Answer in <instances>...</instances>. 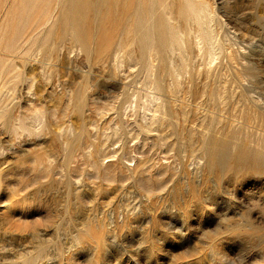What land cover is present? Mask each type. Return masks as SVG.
<instances>
[{"label":"rangeland","instance_id":"obj_1","mask_svg":"<svg viewBox=\"0 0 264 264\" xmlns=\"http://www.w3.org/2000/svg\"><path fill=\"white\" fill-rule=\"evenodd\" d=\"M135 1L0 0L49 60L44 126L0 131V264H264V0H141L142 35Z\"/></svg>","mask_w":264,"mask_h":264},{"label":"bare ground","instance_id":"obj_2","mask_svg":"<svg viewBox=\"0 0 264 264\" xmlns=\"http://www.w3.org/2000/svg\"><path fill=\"white\" fill-rule=\"evenodd\" d=\"M70 2L73 3L74 0H70ZM135 2L136 5H128L126 13L128 16L134 15L135 19L133 20L132 27L137 34L141 32L142 35L145 30V24L140 17L142 2L141 0H136ZM154 15V13L152 15L150 13L151 23L149 27L151 28L158 25V19L155 18ZM165 16L167 21L172 19L170 13H166ZM44 26V17L41 20L35 19L8 49L0 48V131H4L5 133L8 132V134H11V132H13L16 135L19 134V136L26 133V136H29L34 131L38 130V126H44L45 124L43 111L34 101L29 99V97L35 94L32 88H35L38 74L36 75L34 71L39 68V75L45 81V66L48 65L49 62V60L45 62V44H43L42 38L32 43V36L36 31L44 28ZM135 39L138 42L140 41L137 36ZM105 50L108 54L104 57L103 52L100 53L102 57H100V64L108 65L111 62L112 66L115 67L117 63L122 64L123 59H127L128 63L133 62L135 59L129 50L125 51L126 55L122 53L121 44H118L111 51ZM60 66H62L61 63ZM176 70L177 69L173 67L172 71L174 73ZM154 86V89H159L158 85H155V83ZM21 102H23V104H21ZM148 111L152 114L149 117V123L146 126H139V130H143L147 134L152 132L158 133V130H156L158 127L157 125H160L158 124V115H156L158 114V106H153L151 109H148ZM121 134L119 130L113 133L114 136L118 137H120ZM159 137L163 140L161 135ZM0 151H4L1 145ZM2 249L3 247H0V251ZM31 263L32 262L27 260L23 261V264Z\"/></svg>","mask_w":264,"mask_h":264}]
</instances>
